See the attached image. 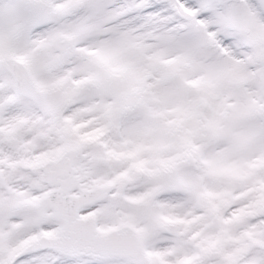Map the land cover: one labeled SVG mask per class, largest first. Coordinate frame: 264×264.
<instances>
[{
	"label": "snow or ice",
	"instance_id": "1",
	"mask_svg": "<svg viewBox=\"0 0 264 264\" xmlns=\"http://www.w3.org/2000/svg\"><path fill=\"white\" fill-rule=\"evenodd\" d=\"M0 264H264V0H0Z\"/></svg>",
	"mask_w": 264,
	"mask_h": 264
}]
</instances>
